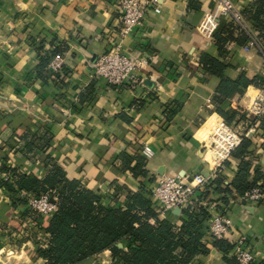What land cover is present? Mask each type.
I'll list each match as a JSON object with an SVG mask.
<instances>
[{
    "label": "crops",
    "instance_id": "crops-1",
    "mask_svg": "<svg viewBox=\"0 0 264 264\" xmlns=\"http://www.w3.org/2000/svg\"><path fill=\"white\" fill-rule=\"evenodd\" d=\"M159 1L160 13L149 8L141 25L121 35V0H0V167H17L43 177L51 157L103 203L113 197L126 202L132 193L145 189L160 217L173 216V221H179L180 214L161 213L153 195L161 175H180L190 181L202 174L207 184L217 177L231 183L238 171L240 159L233 154L237 147L222 161L228 150L223 130L211 136L220 123L252 141L245 158L264 172V126L261 117L249 111L264 89V42L246 12L254 10V0L234 1L259 45L247 51V41H230L225 57L220 56L214 34L229 17L223 16L210 36L198 28L214 7L212 0ZM116 43L134 58L147 59L135 72L138 82L112 85L95 75L94 64ZM55 46L65 50L54 55L63 57L59 73L41 62ZM205 53L228 64L227 79L244 74L254 82L231 94L223 87L221 93V78L201 63ZM234 113L229 124L226 117ZM214 142L225 150L212 147ZM144 144L152 147V157L143 154ZM137 156L145 160L147 174L135 176L127 169L128 159ZM11 177L0 170V179ZM191 186L190 206L214 207L216 214L231 219L226 237L234 242L245 235L254 262L260 264L264 202H247L236 195L223 205L221 194L199 197V188ZM26 209L13 207L7 190L0 186L4 245L15 228H25L30 221L35 224L24 214ZM33 229L34 244L30 249L31 241L23 242L26 252L21 264L46 262L36 250L47 245L48 236ZM209 245L210 253L199 263L227 264L223 252ZM111 259L106 250L85 264H110Z\"/></svg>",
    "mask_w": 264,
    "mask_h": 264
},
{
    "label": "trees",
    "instance_id": "trees-1",
    "mask_svg": "<svg viewBox=\"0 0 264 264\" xmlns=\"http://www.w3.org/2000/svg\"><path fill=\"white\" fill-rule=\"evenodd\" d=\"M254 5V10L246 12L255 21L258 39L264 42V0H254ZM214 39L220 56L225 57L230 41L244 44L249 35L230 19L223 22ZM52 50L51 55L42 57V64L49 66L54 55L65 51L56 46ZM201 63L207 71L221 78L220 92L225 87L231 94L254 82L244 74L237 80L227 79L224 70L228 64L209 54L201 56ZM235 117L236 113L226 120L231 124ZM261 125L264 126V116ZM251 144L252 141L243 136L233 153L240 163L232 182L226 183L217 177L206 185L205 190H199V197L206 198L210 192H216L223 196L222 204L225 205L229 196H242L256 185L264 192V172L245 158L251 153ZM27 145L31 148L32 144ZM144 161L138 156L129 158L127 169L135 176L147 174ZM0 170L11 173V178L0 179V186L7 190L12 206H27L24 214H36L32 218L37 230H43L48 236L47 245L36 250L37 256L46 260L45 264H85L106 250L112 256L110 264H200L199 258L211 251L209 244L223 252L227 264H241L230 239L209 235L207 222L211 213L208 206H190L178 215L179 221H173V216L160 217L151 206L150 192L145 189L132 193L126 202L113 197L103 203L100 196L80 180L69 178L65 169L51 157L43 177L7 165L1 166ZM46 192L58 196L57 209L49 216L38 215L29 206V197ZM119 242L124 244L122 248L118 246ZM261 263L264 264V259ZM249 264L258 263L252 261Z\"/></svg>",
    "mask_w": 264,
    "mask_h": 264
},
{
    "label": "built area",
    "instance_id": "built-area-1",
    "mask_svg": "<svg viewBox=\"0 0 264 264\" xmlns=\"http://www.w3.org/2000/svg\"><path fill=\"white\" fill-rule=\"evenodd\" d=\"M214 7L211 9L199 25L200 31L210 36L218 21L227 16L242 30L246 31L249 39L244 46L245 50L258 46V39L248 32L245 25L242 11L237 7L234 0H212ZM122 7V27L121 35L130 34L135 27L141 25L146 17L147 10L152 8L155 12H161V4L159 0H121ZM147 59H137L126 53L120 43H116L114 48L104 54L94 64L95 75L108 81L112 85H123L128 81L138 82V77L135 72L142 66L147 64ZM63 57L62 55L55 56L49 63V68L54 73L62 71ZM249 111L260 118L264 115V89L259 92L251 105ZM223 130L224 136L227 139V152L222 161L230 154V152L238 147L242 141V136L237 134L229 125L222 122L213 131ZM212 147L217 150L224 151L221 145L213 143ZM208 148L206 145L205 150ZM142 152L146 157H152L154 151L148 144H144ZM221 163V162H220ZM208 178L202 174H195L190 181H186L180 175H161L158 178L157 184L154 186L153 195L158 199V210L161 213H172L176 208L184 210L191 205L192 185L197 186L199 190H205ZM240 200L247 202H264L263 189L256 185L246 191L244 195L238 196ZM58 196L51 195L46 192L40 196L29 197V206L37 211L39 215L49 216L58 206ZM211 219L207 222L208 233L211 237L224 238L228 235L232 228V221L228 217L221 214H216L215 208L209 206ZM234 254L241 264H249L255 261L256 257L250 250L248 239L245 235L240 236L234 242Z\"/></svg>",
    "mask_w": 264,
    "mask_h": 264
},
{
    "label": "rangeland",
    "instance_id": "rangeland-1",
    "mask_svg": "<svg viewBox=\"0 0 264 264\" xmlns=\"http://www.w3.org/2000/svg\"><path fill=\"white\" fill-rule=\"evenodd\" d=\"M35 213L39 215L37 211H35ZM33 216H36V214L28 215V217L31 219ZM26 225L27 227L25 228L21 227L19 230L15 228L14 229L15 231H13V233L10 234V241L8 242V244L5 245H4L5 242H3V239H1L2 233H0V250L1 248H3L2 252L0 251V264L22 263V256L24 254L23 250L26 252V246L25 248L23 247V242H28V240H30L31 242L27 247L31 249L32 242L34 244L33 241L34 239L32 240V238L35 237L36 235V230L33 229V227L36 228L35 224L30 221L29 223L27 222ZM1 231L3 230L0 229V232Z\"/></svg>",
    "mask_w": 264,
    "mask_h": 264
},
{
    "label": "water",
    "instance_id": "water-1",
    "mask_svg": "<svg viewBox=\"0 0 264 264\" xmlns=\"http://www.w3.org/2000/svg\"><path fill=\"white\" fill-rule=\"evenodd\" d=\"M181 212H182V210L179 207L174 210V213H176V214H180ZM118 246L120 248H122L123 247V243L122 242H119L118 243Z\"/></svg>",
    "mask_w": 264,
    "mask_h": 264
},
{
    "label": "bare ground",
    "instance_id": "bare-ground-1",
    "mask_svg": "<svg viewBox=\"0 0 264 264\" xmlns=\"http://www.w3.org/2000/svg\"><path fill=\"white\" fill-rule=\"evenodd\" d=\"M224 139L227 141L226 137H224Z\"/></svg>",
    "mask_w": 264,
    "mask_h": 264
}]
</instances>
